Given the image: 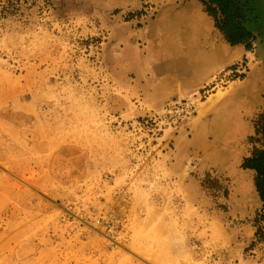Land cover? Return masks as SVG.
Returning a JSON list of instances; mask_svg holds the SVG:
<instances>
[{"label": "rangeland", "instance_id": "obj_1", "mask_svg": "<svg viewBox=\"0 0 264 264\" xmlns=\"http://www.w3.org/2000/svg\"><path fill=\"white\" fill-rule=\"evenodd\" d=\"M120 3L0 0V264H264L241 168L264 113V0H233L254 41L188 95L136 60L161 2ZM250 73L258 100L228 142L221 103L235 86L251 100Z\"/></svg>", "mask_w": 264, "mask_h": 264}, {"label": "crops", "instance_id": "obj_2", "mask_svg": "<svg viewBox=\"0 0 264 264\" xmlns=\"http://www.w3.org/2000/svg\"><path fill=\"white\" fill-rule=\"evenodd\" d=\"M121 1V5L128 2ZM155 1L161 2L160 8L156 19L141 33L145 45L136 60L148 65L159 62L162 66L157 73L162 75L163 86L173 90L171 95H188L205 87L215 74L243 58V45L231 46L225 40L199 0ZM154 47L157 56L151 51ZM139 74L146 77L144 72ZM246 83L250 101L244 102V88L235 86L221 103V110L229 112L224 127L228 142H239L238 135L242 134L238 129L244 127L241 112L245 109L251 113L258 100L256 76L250 73Z\"/></svg>", "mask_w": 264, "mask_h": 264}, {"label": "trees", "instance_id": "obj_3", "mask_svg": "<svg viewBox=\"0 0 264 264\" xmlns=\"http://www.w3.org/2000/svg\"><path fill=\"white\" fill-rule=\"evenodd\" d=\"M205 6L206 12L213 13L219 11L223 16L222 4L218 0H200ZM214 6V7H213ZM217 7V9H215ZM216 28L224 35L225 40L231 45L243 44L245 40H249L250 35L242 32L243 35L233 37L226 35L222 25L216 24ZM252 151L248 157L242 161L241 168L243 170H251L254 172V187L260 202L264 207V113L254 123V136L251 138ZM226 194V191H225ZM264 210V209H263ZM257 222L261 225L258 227L257 235L259 238H264V212L259 216Z\"/></svg>", "mask_w": 264, "mask_h": 264}, {"label": "flooded vegetation", "instance_id": "obj_4", "mask_svg": "<svg viewBox=\"0 0 264 264\" xmlns=\"http://www.w3.org/2000/svg\"><path fill=\"white\" fill-rule=\"evenodd\" d=\"M222 4V11L225 12V15H221L222 20L220 25H222L225 34L231 35L233 37L243 35L242 32H245L250 35L249 40H253V36L246 30V28L243 26L244 21L240 20L238 16H240L239 11L237 9L238 4H234L233 0H218ZM218 10V9H217ZM248 40H245L247 42ZM244 42V43H245ZM243 43V44H244Z\"/></svg>", "mask_w": 264, "mask_h": 264}, {"label": "built area", "instance_id": "obj_5", "mask_svg": "<svg viewBox=\"0 0 264 264\" xmlns=\"http://www.w3.org/2000/svg\"><path fill=\"white\" fill-rule=\"evenodd\" d=\"M182 106V109L187 115L192 114L195 108L194 101H186Z\"/></svg>", "mask_w": 264, "mask_h": 264}, {"label": "bare ground", "instance_id": "obj_6", "mask_svg": "<svg viewBox=\"0 0 264 264\" xmlns=\"http://www.w3.org/2000/svg\"><path fill=\"white\" fill-rule=\"evenodd\" d=\"M262 47V46H261Z\"/></svg>", "mask_w": 264, "mask_h": 264}]
</instances>
